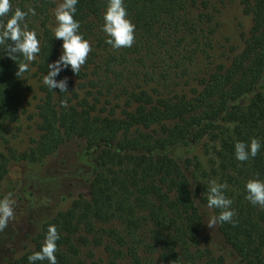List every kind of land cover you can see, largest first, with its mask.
Returning <instances> with one entry per match:
<instances>
[{
	"label": "trees",
	"instance_id": "16d2710c",
	"mask_svg": "<svg viewBox=\"0 0 264 264\" xmlns=\"http://www.w3.org/2000/svg\"><path fill=\"white\" fill-rule=\"evenodd\" d=\"M225 2L0 0V134L38 91L0 190L72 143L88 188L0 264H264V0H240L241 46L217 37Z\"/></svg>",
	"mask_w": 264,
	"mask_h": 264
},
{
	"label": "rangeland",
	"instance_id": "374dc122",
	"mask_svg": "<svg viewBox=\"0 0 264 264\" xmlns=\"http://www.w3.org/2000/svg\"><path fill=\"white\" fill-rule=\"evenodd\" d=\"M225 1L219 16L217 37L241 46L243 37L248 36L251 29L252 17L244 13L240 0ZM30 85L32 88L25 89L23 96V107L28 111L18 123H14L16 128L13 126L10 132L0 134V153L8 152L10 148L26 150L36 135L29 114L33 111L38 91L36 82L31 81ZM80 155V146L72 143L44 162L14 161L10 164L8 176L2 182L0 190V239L6 237L0 256L11 255L15 252L14 249L20 252L21 237L36 229L41 216L45 218L51 215L56 209L67 206L78 193L88 190L86 170L82 168ZM16 181L20 182V187H26L11 191L12 182ZM13 192L16 194L12 195ZM99 256L106 261L102 250H98Z\"/></svg>",
	"mask_w": 264,
	"mask_h": 264
}]
</instances>
